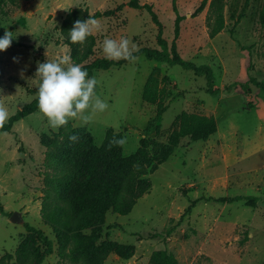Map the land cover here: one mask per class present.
Instances as JSON below:
<instances>
[{
  "label": "rangeland",
  "instance_id": "rangeland-1",
  "mask_svg": "<svg viewBox=\"0 0 264 264\" xmlns=\"http://www.w3.org/2000/svg\"><path fill=\"white\" fill-rule=\"evenodd\" d=\"M129 0H27L0 7V37L6 30L16 34L11 47L0 52V103L9 117L36 97L34 78L38 62L70 56L62 24L77 7L110 11L97 18L99 28L92 59L105 56V38L130 39L137 47H159V26L145 9L118 6ZM152 3L163 23L164 36L174 38L176 13L173 0H141ZM202 0H177L182 21L178 39L182 56L209 67L216 92L208 90L207 74L183 64H169L142 54L135 62L94 72L96 94L108 109L85 125L102 144L109 128L127 139L125 154L134 153L141 139L166 142L178 127L182 111L214 115L218 131L206 140L181 139L170 158L148 176L153 186L128 214L109 211L104 237L134 243L136 253L123 259L112 253L105 264H149L153 251L167 249L180 264H264V27L260 12L264 0H226V27L211 35L205 10L193 13ZM15 58V59H14ZM155 67L168 75L164 114L154 123L157 104L143 99L147 78ZM80 126L76 120L70 121ZM46 119L39 110L15 123L12 131H0V259L14 253L30 232L26 222L42 228L55 241L51 254L38 255L39 264H59L61 259L53 228L42 217L47 172V147L41 143ZM160 125V129H157ZM254 196L245 200L217 202L204 197ZM192 210L187 208L193 201ZM20 212L25 221L11 220ZM42 249L45 244L33 237ZM33 241L31 245H33ZM30 245V246H31ZM73 264V263H72Z\"/></svg>",
  "mask_w": 264,
  "mask_h": 264
},
{
  "label": "trees",
  "instance_id": "trees-1",
  "mask_svg": "<svg viewBox=\"0 0 264 264\" xmlns=\"http://www.w3.org/2000/svg\"><path fill=\"white\" fill-rule=\"evenodd\" d=\"M27 0H0V7L6 5H20ZM209 0H202L193 15L203 12ZM125 5L132 8H145L159 26V47L143 46L133 52L134 56L146 55L149 59H156L169 64H183L194 69L197 73L207 74L209 78L208 90L216 92L212 83V75L206 65H197L186 60L180 50L178 39L181 35L182 21L186 18L178 7L177 0H173L176 13L174 38L171 42L164 36L163 23L152 3L141 0H129L118 6L121 10ZM226 0H211L208 19L211 25V35L220 33L227 25ZM88 8L77 7L71 9L62 24L64 42L70 47L71 59L80 64L87 71L89 78L99 69H110L113 66H124L127 60H109L105 56L95 57L96 36H89L83 44H73L69 38V31L75 21L89 18ZM110 11L97 10L91 13L94 19L108 16ZM260 23L264 27V1L260 12ZM168 75H163L160 67H155L149 74L143 89V99L157 104L156 122L166 111V84ZM251 82L264 87V83L251 77ZM35 97L22 108L12 114L0 131H12L16 122L38 110ZM178 127L175 128L166 142L153 137L141 139L140 147L132 154H125L124 147H112L109 142L115 137L125 138L122 131L109 128L102 144H97L94 135L86 126H74L71 122L61 127L53 134L44 133L41 143L47 147L45 176V195L42 206V217L46 224L53 228L57 250L61 259L72 264H105L108 257L115 253L123 259H130L136 253L134 243H125L104 237V224L109 211L121 214L130 213L139 198L150 192L153 183L149 174L167 161L174 153L181 139L190 137L193 140H206L218 131V123L214 115L182 111L177 117ZM160 129V125H157ZM76 135L79 139L72 142L69 137ZM207 200L227 202L245 200L255 205L258 199L254 196L236 195L234 197H204ZM197 200L187 208L191 211ZM2 212L4 208L0 206ZM28 236L23 239L14 253H6L0 264H39L35 258L42 254H51L55 250V241L42 228L26 222ZM39 239L45 244L41 246L35 242ZM33 241V245L31 242ZM31 245V246H30ZM59 264H68L60 262ZM149 264H180L176 255L167 249L153 251Z\"/></svg>",
  "mask_w": 264,
  "mask_h": 264
},
{
  "label": "clouds",
  "instance_id": "clouds-1",
  "mask_svg": "<svg viewBox=\"0 0 264 264\" xmlns=\"http://www.w3.org/2000/svg\"><path fill=\"white\" fill-rule=\"evenodd\" d=\"M99 28V22L89 13L87 20L75 21L69 31L71 43L83 44L86 39L93 35L95 29ZM16 34L6 30L0 37V52L8 50ZM102 50L109 60L119 61L121 59L135 62L138 59L133 55L137 50L136 45L128 38L119 40L105 38ZM46 62H38L37 69L30 81L36 83V98L39 113L46 119V129L59 131L66 127L72 120L80 122V126L89 125L94 122L96 116L105 112L109 105L96 94L98 80L95 76L89 78L87 71L80 64L72 61L70 56L49 59L45 53ZM15 59V58H14ZM9 119V109L0 103V128H3ZM69 139L76 142L79 137L71 135ZM127 144L125 138H113L108 145L112 147H124Z\"/></svg>",
  "mask_w": 264,
  "mask_h": 264
},
{
  "label": "water",
  "instance_id": "water-1",
  "mask_svg": "<svg viewBox=\"0 0 264 264\" xmlns=\"http://www.w3.org/2000/svg\"><path fill=\"white\" fill-rule=\"evenodd\" d=\"M11 220L15 223L22 222L24 223L25 219L20 212H14L11 216Z\"/></svg>",
  "mask_w": 264,
  "mask_h": 264
}]
</instances>
